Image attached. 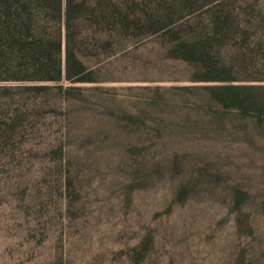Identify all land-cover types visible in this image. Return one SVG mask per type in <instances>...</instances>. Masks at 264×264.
<instances>
[{
  "label": "rangeland",
  "instance_id": "obj_1",
  "mask_svg": "<svg viewBox=\"0 0 264 264\" xmlns=\"http://www.w3.org/2000/svg\"><path fill=\"white\" fill-rule=\"evenodd\" d=\"M141 2L71 80L0 42V264H264V110L204 90L264 87V0Z\"/></svg>",
  "mask_w": 264,
  "mask_h": 264
},
{
  "label": "trees",
  "instance_id": "obj_2",
  "mask_svg": "<svg viewBox=\"0 0 264 264\" xmlns=\"http://www.w3.org/2000/svg\"><path fill=\"white\" fill-rule=\"evenodd\" d=\"M141 1L0 0L1 61L16 64L34 80H71L86 71L79 63L78 44L88 38L108 45L115 37L120 41L128 37L140 21ZM204 90L221 109L230 106L243 114L249 107L264 110V103L250 94L264 87L224 84Z\"/></svg>",
  "mask_w": 264,
  "mask_h": 264
}]
</instances>
